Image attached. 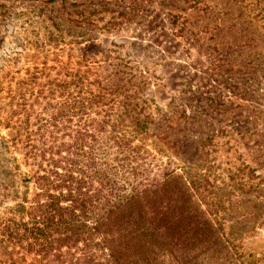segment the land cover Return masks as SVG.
<instances>
[{
	"label": "trees",
	"instance_id": "1",
	"mask_svg": "<svg viewBox=\"0 0 264 264\" xmlns=\"http://www.w3.org/2000/svg\"><path fill=\"white\" fill-rule=\"evenodd\" d=\"M91 43L7 88L0 264H192L199 253L224 260L220 224L164 147H177L171 121L198 119L187 96L208 93L188 83L163 116L149 64ZM211 97L199 109L212 110ZM208 129L199 148L223 132Z\"/></svg>",
	"mask_w": 264,
	"mask_h": 264
},
{
	"label": "rangeland",
	"instance_id": "2",
	"mask_svg": "<svg viewBox=\"0 0 264 264\" xmlns=\"http://www.w3.org/2000/svg\"><path fill=\"white\" fill-rule=\"evenodd\" d=\"M86 40L146 61L163 116L188 83L208 93L187 96L198 119L171 121L178 148L164 145L228 244L192 264H264V0H0V122L14 78ZM209 125L223 132L199 148Z\"/></svg>",
	"mask_w": 264,
	"mask_h": 264
}]
</instances>
